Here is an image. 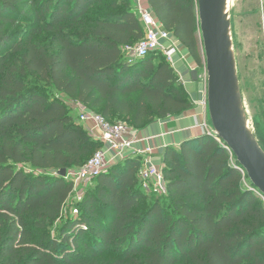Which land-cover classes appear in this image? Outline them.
Here are the masks:
<instances>
[{
    "label": "trees",
    "instance_id": "trees-1",
    "mask_svg": "<svg viewBox=\"0 0 264 264\" xmlns=\"http://www.w3.org/2000/svg\"><path fill=\"white\" fill-rule=\"evenodd\" d=\"M103 1L0 0V264H264V202L206 135L164 148L165 195L127 158L51 231L74 189L59 172L101 148L60 96L137 131L192 109L162 54L123 52L144 35L131 0L90 14ZM147 3L203 68L197 1Z\"/></svg>",
    "mask_w": 264,
    "mask_h": 264
},
{
    "label": "water",
    "instance_id": "water-1",
    "mask_svg": "<svg viewBox=\"0 0 264 264\" xmlns=\"http://www.w3.org/2000/svg\"><path fill=\"white\" fill-rule=\"evenodd\" d=\"M198 36L206 72L207 111L222 147L264 198V151L246 118L233 50L229 0H196ZM196 81L198 73L191 72ZM66 176V171L58 174Z\"/></svg>",
    "mask_w": 264,
    "mask_h": 264
},
{
    "label": "built area",
    "instance_id": "built-area-1",
    "mask_svg": "<svg viewBox=\"0 0 264 264\" xmlns=\"http://www.w3.org/2000/svg\"><path fill=\"white\" fill-rule=\"evenodd\" d=\"M131 2L143 28L144 35L137 44L125 47L123 52L127 58L131 59L142 58L150 53H160L175 70V55H179L180 61L186 59L184 53L180 51L181 45L162 27L150 9L147 0H131ZM261 4L264 11V0H261ZM262 35L264 45V17ZM203 84L204 101L202 105L204 110L207 111L206 80ZM78 121L94 140L101 143V148L84 165L74 170L73 179L76 182H92L100 175L105 174L111 166L127 159L130 153L143 159L138 176L144 192L158 196L166 194L167 187L161 165L163 151L162 153L155 151L151 144L152 137H140L139 131L129 127L126 123H109L85 107L81 110ZM201 129L203 135L209 136L222 144L216 137L213 128L207 124V121H202ZM237 169L243 176L245 175L241 168ZM249 189L254 191L264 202V198L260 196L256 189L252 187H249ZM80 200L81 198H79Z\"/></svg>",
    "mask_w": 264,
    "mask_h": 264
},
{
    "label": "rangeland",
    "instance_id": "rangeland-1",
    "mask_svg": "<svg viewBox=\"0 0 264 264\" xmlns=\"http://www.w3.org/2000/svg\"><path fill=\"white\" fill-rule=\"evenodd\" d=\"M108 1L104 0L101 6H93L90 9V14L101 11ZM229 11L242 103L249 127L257 143L264 151V45L262 35L264 11L261 0H230ZM47 39L48 36L44 39L35 40L45 43ZM184 51V57L189 58L190 66L198 73V81L205 83V68H199L186 50ZM159 60H162L161 56L156 61ZM182 89L191 101L192 109L203 104L200 102L201 97L198 101H193L186 88L182 86ZM41 93L47 95L45 92ZM59 98L66 104L72 117L77 120L83 106L71 102L65 96ZM201 107L203 108V105ZM207 124L211 126L209 116L207 117ZM74 170L75 168L68 170L66 177L68 181L73 182V194L65 205L62 218L52 226L51 231L53 233L65 219L79 215L80 201L87 193L94 190L93 182H76L73 179ZM246 185H248L247 182ZM79 198H81L80 201ZM143 208L144 205L140 210Z\"/></svg>",
    "mask_w": 264,
    "mask_h": 264
},
{
    "label": "crops",
    "instance_id": "crops-1",
    "mask_svg": "<svg viewBox=\"0 0 264 264\" xmlns=\"http://www.w3.org/2000/svg\"><path fill=\"white\" fill-rule=\"evenodd\" d=\"M185 49L180 47L181 53H185ZM203 59V58H202ZM179 80L186 88L187 93L193 101H204V84L198 81H193L191 72L194 71L190 66V60L180 61L179 55L174 57ZM202 106V105H201ZM201 106H196L190 111L183 113L178 117H171L165 120L154 122L148 127L139 131L140 137H152V146L155 151L162 153L163 147L172 146L178 147L181 143L203 136L201 123L207 121L208 111H205ZM134 157L129 153L128 159Z\"/></svg>",
    "mask_w": 264,
    "mask_h": 264
},
{
    "label": "bare ground",
    "instance_id": "bare-ground-1",
    "mask_svg": "<svg viewBox=\"0 0 264 264\" xmlns=\"http://www.w3.org/2000/svg\"><path fill=\"white\" fill-rule=\"evenodd\" d=\"M230 1V0H229Z\"/></svg>",
    "mask_w": 264,
    "mask_h": 264
}]
</instances>
